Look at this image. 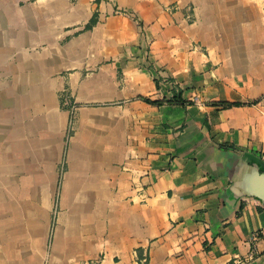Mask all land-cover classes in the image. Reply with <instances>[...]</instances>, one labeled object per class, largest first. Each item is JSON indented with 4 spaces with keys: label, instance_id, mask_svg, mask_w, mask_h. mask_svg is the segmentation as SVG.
<instances>
[{
    "label": "crops",
    "instance_id": "0c3cea01",
    "mask_svg": "<svg viewBox=\"0 0 264 264\" xmlns=\"http://www.w3.org/2000/svg\"><path fill=\"white\" fill-rule=\"evenodd\" d=\"M0 264H264V0H0Z\"/></svg>",
    "mask_w": 264,
    "mask_h": 264
},
{
    "label": "trees",
    "instance_id": "16d2710c",
    "mask_svg": "<svg viewBox=\"0 0 264 264\" xmlns=\"http://www.w3.org/2000/svg\"><path fill=\"white\" fill-rule=\"evenodd\" d=\"M71 2H76V0H71ZM98 11H95L92 18L90 19V21L85 25V29H92L98 22ZM156 83L157 86L159 87V78H156ZM63 100V99H62ZM145 100H147L150 103H154V104H163L165 102L167 103H186V100L183 98L182 96V89H177L174 88V94L171 98H164V99H150V98H145ZM224 106L230 105L228 103H224ZM68 107V105H66ZM74 121V117L72 115L71 118V123H73ZM72 133V130H70V134Z\"/></svg>",
    "mask_w": 264,
    "mask_h": 264
},
{
    "label": "built area",
    "instance_id": "2783aa9c",
    "mask_svg": "<svg viewBox=\"0 0 264 264\" xmlns=\"http://www.w3.org/2000/svg\"><path fill=\"white\" fill-rule=\"evenodd\" d=\"M258 237V234L255 232L254 234H253V238H257Z\"/></svg>",
    "mask_w": 264,
    "mask_h": 264
},
{
    "label": "water",
    "instance_id": "95a60500",
    "mask_svg": "<svg viewBox=\"0 0 264 264\" xmlns=\"http://www.w3.org/2000/svg\"><path fill=\"white\" fill-rule=\"evenodd\" d=\"M260 197H262L260 194H259Z\"/></svg>",
    "mask_w": 264,
    "mask_h": 264
}]
</instances>
